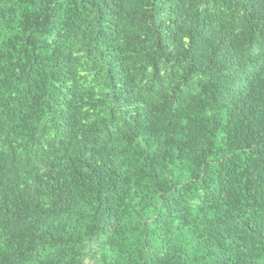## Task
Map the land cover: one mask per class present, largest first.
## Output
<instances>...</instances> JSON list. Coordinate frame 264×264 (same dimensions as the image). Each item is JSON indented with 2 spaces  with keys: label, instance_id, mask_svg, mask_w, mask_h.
Masks as SVG:
<instances>
[{
  "label": "trees",
  "instance_id": "1",
  "mask_svg": "<svg viewBox=\"0 0 264 264\" xmlns=\"http://www.w3.org/2000/svg\"><path fill=\"white\" fill-rule=\"evenodd\" d=\"M0 264H264V0H0Z\"/></svg>",
  "mask_w": 264,
  "mask_h": 264
}]
</instances>
